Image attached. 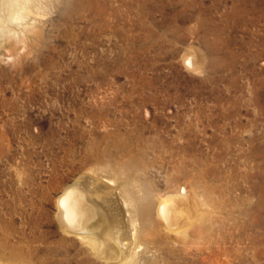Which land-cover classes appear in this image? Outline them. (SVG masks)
<instances>
[{
	"label": "rangeland",
	"instance_id": "obj_1",
	"mask_svg": "<svg viewBox=\"0 0 264 264\" xmlns=\"http://www.w3.org/2000/svg\"><path fill=\"white\" fill-rule=\"evenodd\" d=\"M26 14L0 22V264H79L83 248L90 264H264V0H31ZM122 142L146 150L115 159L141 206L153 192L147 221L85 158ZM74 185L126 243L135 226L136 256L107 261L63 229ZM183 187L170 228L158 207Z\"/></svg>",
	"mask_w": 264,
	"mask_h": 264
},
{
	"label": "bare ground",
	"instance_id": "obj_2",
	"mask_svg": "<svg viewBox=\"0 0 264 264\" xmlns=\"http://www.w3.org/2000/svg\"><path fill=\"white\" fill-rule=\"evenodd\" d=\"M30 1L31 0H0V22L7 17L6 19L11 21L12 23L16 22L20 25L19 22H21V25L23 24V26H24L23 21L26 20V17L28 15V14H26V12L30 6ZM3 11H4V14H2ZM5 12H7L6 15H5ZM3 15H5L6 17L4 18ZM5 21L6 20H4V22ZM25 28H26V26H25ZM186 60H187V58H186ZM189 63L192 64L191 62H189ZM139 140L140 141L143 140L142 136L139 137ZM128 143L122 142L118 145H115V144L113 146L107 145L104 148H102L101 150H100V146H99L96 148L97 152L92 151L87 156H85V158H86L87 164L94 166L91 169V171L94 174L100 175L103 179H106L110 183H112V186L113 185L115 186L114 190L117 191V193L121 197L120 199L122 200L123 205L128 209L127 213L130 214L131 212H134L135 213L134 216L139 215L140 217L143 218V220L147 221L151 218L152 213H153L152 212L153 207H154L153 192H151V191L147 192L144 205L141 206L140 205V199L141 198H140L138 190L136 189L138 186L136 187V183H135V182H137L136 181L137 179H135V180H130V179L128 180L127 179L126 180L123 177H121L123 175L124 171L126 170L125 168H123V167H125V165L124 166L119 165V163L116 162V159H115L117 156L121 155V156H127L132 161V160L137 159L140 156L145 155L146 150H142V149H138L137 152L133 153L130 150ZM138 146H139V144H138ZM181 150L184 153L186 152L184 146L181 148ZM127 165L129 166L130 163L126 164V166ZM127 169H128V167H127ZM129 173H130V169H129ZM125 174H127V173H125ZM125 174H124V177L128 176ZM84 186L74 185V186L68 188L66 190V192L63 194V196L61 197V199L59 200L60 201V208H61L60 209V211H61L60 212V220H61V223L63 225V229L65 228L66 232L75 234V235H77V237L80 236V240L82 243H84L85 245H88L90 250H92V251H98L99 254L101 252L102 253V254H100L101 257L105 258L107 261L115 259L116 257L117 258L122 257L123 254H126V252H128V250L130 251V253L132 255L139 253L140 252L139 250L141 247V244H140L141 243V235H139L140 233H138V230L134 226L135 221L132 220L133 222L132 223L130 222V224H132V227L134 226L133 230H132V234H131L132 238H131V242L126 243L127 242V241L125 242L126 237L120 235L121 228L119 226L118 219L116 217L115 218L112 217L113 220H111L110 219L111 217H106L102 213L99 204L94 200V198H93L94 195L91 193V191L89 189H86V187H84ZM187 190L185 187H183L181 189V191L179 193H177L176 196L174 195L175 197L170 196L169 199L167 198V199L163 200L160 203V206L158 207L159 217L170 228L174 225V222H175L176 210H177L176 204L179 201H182V199H185L186 197H188L187 195H191V194H188L190 191L187 192ZM114 197L116 198L117 195ZM188 201H189V199H188ZM179 205H182V204H180V202H179ZM178 207H180V206H178ZM132 218L134 219V217H131V219ZM120 220H121V218H120ZM129 220H130V218H129ZM136 220L138 221V218ZM233 220H234V218H233ZM120 224H121V222H120ZM168 227H166V228H168ZM172 228H175V227H172ZM176 231H175V233H176ZM181 233H182V231H181ZM141 250H142V248H141ZM82 253L84 254V256H87V258L84 261H80L79 264L93 263V262H91L92 260H90V258L87 255L88 254L87 249H85V248L81 249L80 254H82ZM132 255H130V256H132ZM134 256H136V255H134ZM131 261H132V259H131ZM151 264H155L154 261L151 262Z\"/></svg>",
	"mask_w": 264,
	"mask_h": 264
}]
</instances>
